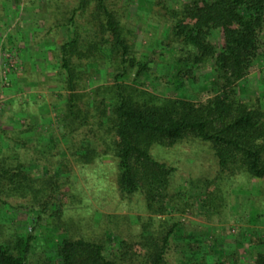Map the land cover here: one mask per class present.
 Returning a JSON list of instances; mask_svg holds the SVG:
<instances>
[{
	"label": "trees",
	"instance_id": "obj_1",
	"mask_svg": "<svg viewBox=\"0 0 264 264\" xmlns=\"http://www.w3.org/2000/svg\"><path fill=\"white\" fill-rule=\"evenodd\" d=\"M52 1L53 6L45 0L47 12L53 9L52 18L49 13L41 28L28 32L32 44L49 45L43 48L55 63L52 77L59 95L57 123L63 130L62 138L77 165L112 157L116 170L113 188L121 199L141 197L139 205L148 218L137 216L139 233L127 239L114 235L115 243L105 232L100 239L69 234L58 242L49 235L47 238L48 227L39 222L44 212L41 208L45 207L35 209L33 203L52 180L35 177L38 168L33 163L37 157L30 159V149L26 150L28 143H36L41 156L47 146L37 126L34 128L23 116L20 130L12 126L11 135L21 133L22 140L12 142L10 133L0 130V209L10 208L9 199L29 197L30 204L23 207L32 210L37 233H5V225L0 223V264H169L167 252L172 244L178 264H237L235 251L231 255L219 253L211 262L208 258L215 249L212 240L197 244L179 221L171 218L169 222L166 216L186 209H176L179 193L169 191L175 168L156 160L151 151L202 141L211 146L217 175L233 177L239 173L264 183V107L258 101L252 104L243 100L235 92L238 84L256 70L264 85V0H176L173 8L169 0H148L152 8L157 7L152 18L168 26V40L162 49L165 55L159 56L158 63L148 56H138L132 25L123 21L110 0H75L72 6L63 7L61 1ZM36 2L0 0V5L10 11L6 15L9 20L11 15L17 18L24 6ZM3 18L0 29L10 30V21ZM154 64L160 68L159 73L152 70ZM107 69L111 73L104 71ZM198 74L204 81L201 88L207 94L205 100H200L191 87L196 85ZM106 75L110 83L85 90L96 76ZM169 90L180 96H165ZM87 126H93L88 131L91 137L82 132L77 140L81 128ZM52 147L53 143L48 151ZM20 149L25 150L24 155ZM63 166L64 162L56 175H66ZM37 180H42L40 187ZM211 183H205L208 200L203 207H212L213 194H208ZM80 203L81 198H77L74 205ZM53 205L55 211L50 212L49 222L54 221L52 213H65L61 204ZM220 207L212 213L217 214ZM256 209L253 206L252 211L257 213ZM253 212L249 224L257 222ZM114 216L103 218L115 229L119 221L114 222L113 218H118ZM235 247L244 250L245 242ZM255 255L254 264H264V254Z\"/></svg>",
	"mask_w": 264,
	"mask_h": 264
},
{
	"label": "rangeland",
	"instance_id": "obj_2",
	"mask_svg": "<svg viewBox=\"0 0 264 264\" xmlns=\"http://www.w3.org/2000/svg\"><path fill=\"white\" fill-rule=\"evenodd\" d=\"M59 1L63 3L62 7L67 4L72 6L71 4L75 2V0ZM175 1L169 0L170 8L175 6ZM50 3L53 6L52 0ZM110 3H112V7L118 8V11L123 15V21L132 25L131 30L136 35L133 42L135 49L139 52L138 56H148L156 63L160 62L159 56L165 55V51L162 49L168 40V26L163 24L164 22L157 24L154 17L152 18V15L157 13V7L152 8L148 0H110ZM46 7L45 0H37L35 5L24 6L22 10L18 11L17 18L11 15L7 20L6 15H9L10 11L6 6L2 8L0 5V15H2L0 19L4 17V21H10L12 25L7 31L10 34H8L10 40L5 36L6 29H0V79L3 72L2 54L4 52H18L22 63L20 71L7 74L4 83L0 80V130L5 131L8 135L10 133L9 140L12 142L17 139L22 140L21 133L11 136L12 126L20 130L19 126L25 121L23 116H26L34 128L37 126L39 136H42L44 145L47 146L42 151L43 156H38L39 150L35 147L36 143H28L26 146V150L30 149L27 153L30 159L37 157L38 160L32 162L35 169L38 168V171L34 170L37 173L35 177L39 179L42 176L45 181L52 180L50 181L52 185L45 186L43 195L38 196L33 203L35 209L45 207L41 208L44 212L39 222L48 227L45 232L47 238L49 235L53 241L58 242L69 234L74 238L85 236L100 239L105 232V236L110 234L111 242L115 243V237L112 239L114 235L126 236L125 239L130 235L135 237L140 230L135 218L139 216L147 219L148 214L139 205L141 197L134 195L130 200L121 199L117 190L113 188L116 176L113 158L105 157L101 161L92 162L87 166L77 165L74 161L75 157L67 149L69 145L65 144L62 138L63 130L57 123L56 103L59 95L52 77L55 63L48 50L43 48L49 45L44 44L45 46L37 47L32 44L31 32H28L30 28H41L43 21L50 18L53 9L50 7L49 14ZM57 33L60 32L57 31ZM262 37L264 51V32ZM25 46L27 47L25 48ZM53 63L54 65H52ZM152 68L153 71L160 72V68L156 64ZM104 71H107V74L111 73L109 69ZM198 76L196 85H191V87L199 93L200 100H205L207 94L201 88L204 86V81L201 74ZM261 77L257 70L251 72L236 87L235 92L238 97L246 101L249 100L252 104L258 101L257 103L264 107V85L260 84ZM108 83H110L109 75L100 78L96 76L88 83L85 90L89 91ZM165 96L178 97L180 94L169 90L166 91ZM193 98L195 97L193 96ZM89 129L93 130V126L81 128L77 140L80 136L82 137V132L91 137ZM74 140L76 145L77 140ZM51 143H53V150L48 151ZM154 149L151 154L156 160L159 159L160 162L175 168L169 191L170 193H179L176 209H186L185 212H172L166 216L169 222H171V218L179 221L184 232L191 233L197 244L202 243L203 240H212L215 249L212 257L208 258L211 262L218 257L219 253L223 254L225 251V255H231L235 251V257L239 260L237 264H254L255 253L264 254V183L260 180L248 179L246 175L239 173L233 177L217 175L218 169L211 154V146L202 141L186 142L161 150ZM21 150L19 153L24 155L25 150ZM62 162L65 164L63 169L68 178L62 177L59 171L60 175L55 174L56 169L62 166ZM54 176L60 177V179ZM41 181L37 180L38 187H40ZM206 181L212 182L208 185L210 186L208 194H213L211 196L213 202H210L212 209L209 206V208L203 207L205 200L206 202L208 200L205 197L208 189L205 186ZM70 194H73L74 197H69ZM77 198H81L82 203L78 207L74 205ZM29 201V197L9 199L7 202L10 204V208L0 209V223L5 225V233L13 230L37 233L32 210L23 207ZM53 204H61L65 210V213L61 214L52 213L55 224L49 222L51 220L50 212L55 211ZM185 204H188L189 207L185 208ZM253 206L257 208V213L252 211ZM219 207L220 211L213 214L212 210H217ZM252 212L257 222L249 224L248 219ZM112 214L118 216V218H113L114 222L119 221L115 229L111 221L103 218V215ZM156 218L161 217L157 216ZM156 226L157 222H154V227ZM106 230L108 231L106 232ZM198 241L200 242L198 243ZM242 241L245 242L244 250L235 247L236 243ZM249 252L253 255H249ZM177 257L176 247L172 244L171 249L167 252L168 263L178 264Z\"/></svg>",
	"mask_w": 264,
	"mask_h": 264
},
{
	"label": "built area",
	"instance_id": "obj_3",
	"mask_svg": "<svg viewBox=\"0 0 264 264\" xmlns=\"http://www.w3.org/2000/svg\"><path fill=\"white\" fill-rule=\"evenodd\" d=\"M2 82L6 81V75L14 71H20L22 69V63L19 58L18 52L6 51L2 54ZM1 106V104H0Z\"/></svg>",
	"mask_w": 264,
	"mask_h": 264
},
{
	"label": "crops",
	"instance_id": "obj_4",
	"mask_svg": "<svg viewBox=\"0 0 264 264\" xmlns=\"http://www.w3.org/2000/svg\"><path fill=\"white\" fill-rule=\"evenodd\" d=\"M7 20H5L4 22H6ZM0 26H1V22H0ZM0 28H2V27H0ZM8 30H6V33H5V36H6V38H8L9 39V36H8V32H7ZM10 35V34H9ZM10 40V39H9ZM27 46H25V48H26ZM1 80V79H0ZM2 81V80H1Z\"/></svg>",
	"mask_w": 264,
	"mask_h": 264
}]
</instances>
